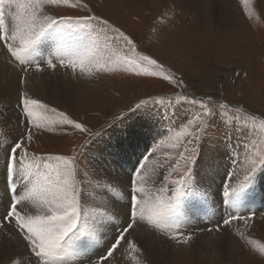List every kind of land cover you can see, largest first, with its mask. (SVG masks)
I'll use <instances>...</instances> for the list:
<instances>
[{
	"label": "rangeland",
	"instance_id": "obj_1",
	"mask_svg": "<svg viewBox=\"0 0 264 264\" xmlns=\"http://www.w3.org/2000/svg\"><path fill=\"white\" fill-rule=\"evenodd\" d=\"M207 2L208 4L211 3L210 0ZM80 3L88 5L94 14L107 19L114 27L119 28L132 38L135 42V51L133 55H124L134 57L136 54H140L155 58L164 66V70L167 73L174 74L182 80L184 87L177 88L159 79L136 76L124 71L102 75L103 85H91L89 83L88 85L87 81H85L82 85L83 96L75 101L64 100V98L58 96H51L48 99L46 104L49 105V109L54 108L56 112L49 110L44 113L42 123L45 126H52L54 131L48 132L33 129V140L31 143L25 141L30 153H34L37 157L80 154L81 159L84 160V163L81 164L82 173L88 172L90 178L93 179L96 171L87 166L86 160L89 151L93 150L97 145H102L101 140L107 138L111 144L112 140L109 138H112L118 132L123 133L127 122L135 116V114L130 112V109H133L141 100L166 95L172 101L171 104L165 101L162 106L149 105V109L155 111V115L160 117L163 130L158 140L147 147L146 152H151L147 160L153 159L163 163L164 170H161V178L168 177V180L171 181L181 178L187 168L185 161L180 158L183 148H172L168 143H164L168 139V130L170 128L174 131L179 130L178 127L169 123V118L175 117L178 121L179 117L185 112L192 111L191 105L181 107V104L176 101L178 94L183 93L189 97L195 95L197 98L211 96L218 101L229 104L231 109H214V111L228 112L229 117L232 118L228 121L229 124H232L236 118L243 120L247 115L254 114L257 118H264V107L261 102V100L264 101V0H251L247 6L242 0H232V3L237 7L238 20L227 27L217 25L215 20L216 13L214 19L213 12H207V14L202 15L194 9L176 5L175 0H80ZM50 12L58 16H83L88 14L82 8H52ZM218 14L222 15L221 12ZM180 39L182 41H179ZM58 69L62 68L58 67ZM30 72H33V70L30 69ZM38 73L36 72V74ZM248 85L257 87L259 91L261 89L260 95L262 99L259 103L254 101V97H256V94L252 93L254 87L247 89ZM245 92L250 93L249 97L245 95ZM2 103L5 105L4 101ZM17 103L18 98L13 103L18 112ZM239 108L244 111H234ZM178 109L179 111H177ZM60 113H65L72 120L82 123L89 131L81 133L79 130L66 127L62 122ZM19 119L7 121L0 108V139H5L3 144L11 143V140L20 137L24 133L26 125L21 122V118ZM223 119V117L217 119L202 134L201 141L196 144L199 150L197 160L199 161L202 157H212L219 162L221 161L220 163L226 165L227 178L239 188L241 183H246L244 176L250 170V165L245 162L246 156L251 158L254 153L264 155V142H261L259 136L251 138V142L247 145V152H245L244 148L235 149V153L238 159H241V162L232 161L231 156H226L223 153H228L229 150L231 153L233 152L231 147L226 148V144L234 143L235 134L231 127L226 128L224 126ZM151 128L153 129V124ZM228 136L231 137V140L227 139ZM182 142L187 143L186 140ZM103 145L105 146V144ZM153 148L156 149L154 152L152 151ZM126 149H124V152ZM128 149H130L129 153H132L133 149ZM124 152L121 153V158ZM135 153H139L138 147H136ZM183 154L188 155L186 152ZM116 156L117 153L114 152L112 157L109 158V166L112 167V160ZM147 160H143V162L145 163ZM117 161L121 162L120 158H117ZM196 166L198 165L192 166L194 179L197 177L196 171L198 167ZM124 167L128 168V166ZM137 171H141L142 178V168L141 170L137 168ZM106 173L104 171L105 180L103 182L106 186H109L108 190H112L117 184L109 179ZM163 173L165 174L163 175ZM261 174L262 172L258 168L254 174L252 188L261 187L255 186ZM110 175L114 176L113 174ZM1 178L4 179L3 176ZM142 181H145V179H142ZM150 182H147L146 189ZM164 183L162 180V183L157 187L164 186ZM150 184L152 185V182ZM193 184L188 189V198L192 200V203H189L184 210L190 211L191 214L183 216L178 221L175 220L173 226H165L172 235L180 233V239L188 235H191L192 239L187 244L177 243L161 234L164 230L163 228L158 230L146 223H140L130 233V238L137 243L141 252L134 253V250L131 252L130 250L132 249L130 248L118 249L113 264H117L125 257L126 259H131L135 256L134 254L148 262L155 258L158 261L162 260L160 262L165 264H200L199 260L196 259L197 257H200L202 261L206 260L207 264H264V255H261L256 250L258 245L264 244V209L261 210V206H259V209L250 212L246 206V201L239 207L228 203H225V206L223 190L216 192L219 199H221V203L223 202L216 207L212 206L209 197H207L208 203H203L199 197L196 201H193L194 198L191 193H195L196 190V184ZM8 185L4 186L3 195H1L0 191V202H7V196L9 195ZM126 187L129 189L128 185ZM167 187L172 188L174 186L168 183ZM85 188L89 189L90 186L81 185L82 215L85 213L91 214L94 209L99 207L101 211H106L111 217L110 220L96 223L97 232L102 230L106 234L100 239L102 242L100 244L101 248L105 243H109L115 234L114 225L123 224L126 221L127 216L123 218L126 212L122 211L116 203L111 206H104V208L103 206H98L88 198L91 188L86 194L83 190ZM231 189L230 187V191L236 190ZM167 194L172 195V192L169 191ZM261 194L263 195V193L253 190L248 198L249 204L251 205L252 197L257 199ZM1 196H4V198ZM189 206L193 207L188 208ZM220 207H223L224 213L226 210H230L233 214L226 213L223 217H218L215 209ZM199 208H201V211L196 214L194 211ZM252 213H255L254 217L249 219L246 224L244 218L251 216ZM230 215H238L241 219L233 220L231 225L220 226L222 220ZM220 217L221 219H219ZM216 226H220V230L226 229V232H228L225 235L228 236L230 233L235 243L232 252L228 247V249H225L226 241L223 243L224 245H221V238L213 235V233L217 232ZM8 228L10 229L11 226ZM207 229L212 230L208 231ZM10 230L13 229L11 228ZM237 233H242L244 238L242 239ZM138 236L139 238H137ZM140 236L143 237L141 240ZM150 236L155 238L154 245L157 244L155 247H157L158 253H151L148 249L149 247L146 248L143 245L142 240ZM197 237L199 239H196ZM223 238L226 239V237ZM251 240L257 243L255 245L250 244L249 241ZM96 246H94L92 252L93 258L103 251V249H100V252H97L96 249H99V247ZM158 247L161 248L159 249ZM193 249L194 253H192ZM215 250L218 251V254L214 253L216 252ZM162 251L165 255L162 254ZM21 253H24V259L28 258L30 260L27 264H31V258L27 256L24 245ZM64 259L66 264H81V258L72 254L67 255ZM83 264H87V259H83Z\"/></svg>",
	"mask_w": 264,
	"mask_h": 264
},
{
	"label": "snow or ice",
	"instance_id": "obj_2",
	"mask_svg": "<svg viewBox=\"0 0 264 264\" xmlns=\"http://www.w3.org/2000/svg\"><path fill=\"white\" fill-rule=\"evenodd\" d=\"M242 2L247 6L251 0ZM52 8H82L88 14L58 16L50 12ZM101 39L106 45L112 44L121 51H135V42L130 36L114 27L107 19L94 14L80 0H0V44L7 48L12 60L22 68L24 75L20 77L21 85L26 83L30 69L43 73L47 70L55 72L59 67L71 69L74 76L77 69L81 75L97 78L99 75L124 71L136 76L159 79L177 88L184 87L182 80L167 73L164 66L149 55L105 58L98 51ZM165 101L172 103L166 95L141 100L130 112L140 117L145 124H149L153 122L156 114L149 109V105L162 106ZM176 101L181 107L191 105L192 111L185 112L178 121L175 117L169 118V123L179 130L170 128L168 139L164 143L172 148H183L180 158L185 161L187 170L176 180L169 181L168 177H163L164 186L159 187V194L153 197L144 186L141 171H137V168L143 167L139 160L129 176L127 219L123 224L114 225L116 231L111 241L101 254L93 258L96 223L110 220L111 217L99 207L91 214L82 215L81 185H89L92 190L99 189L100 191H96L97 196L106 195L109 186L103 183L100 172L107 171L109 158L114 152L120 151L122 145L116 141L89 151L86 157L87 166L96 171L95 184L88 172L82 173L81 164L84 160L80 154L37 157L28 151L25 141L31 143L33 129L54 131L52 126H45L42 120L44 113L49 110L56 112V109H49L48 104L22 90L16 107L18 118L26 126L24 133L8 145L4 156L5 169L12 175L13 180L8 185L7 202H0V231L11 239L12 235L8 232V227L11 226L17 234L16 238L23 242L31 264H66L64 258L69 254L80 257L81 264L83 259H87V264H113L118 249L131 248L137 253L141 252L137 243L130 238V233L140 223H146L158 230L163 228L162 235L177 243L187 244L192 239L191 235L180 239V233L172 235L165 226H173L175 220L183 217L187 204L192 203L188 198V189L194 183L192 166L202 163H198L199 150L196 147L202 134L212 123L223 117L224 126L231 127L235 134L234 143L226 144L233 152L223 154L233 155L234 158L236 148H244L247 152L251 138L259 136L261 142H264V118H257L254 114L247 115L243 120L236 118L229 124L228 121L232 118L228 112L214 109H231V106L211 96L197 98L195 95L189 97L181 93L176 96ZM234 111L244 110L239 108ZM60 116L66 127L81 133L89 131L82 123L72 120L65 113H60ZM227 139L231 140V137L228 136ZM183 140L187 143H183ZM3 143L5 140L0 139V144ZM155 150L152 149L153 152ZM184 152L188 155H184ZM150 155L151 152H146L142 159L147 160ZM245 162L250 165L249 172L244 176L246 183H241L238 189L232 191L230 186H222L226 202L236 207L251 196L257 169L264 172V155L254 153L251 158L246 156ZM232 171L234 173V169ZM168 183L174 187L168 188ZM203 183V178L195 181L196 191H199ZM169 191L172 195L167 194ZM29 205L33 209L31 212L28 211ZM254 215L252 213L244 218L245 223ZM238 219L241 217L230 215L222 220L220 226L231 225L233 220ZM237 234L244 238L242 233ZM249 243L255 245L257 242L251 240ZM256 250L264 255V244L258 245ZM96 251L100 252L99 249ZM23 255L24 253H20V258L13 259L12 264H22Z\"/></svg>",
	"mask_w": 264,
	"mask_h": 264
},
{
	"label": "bare ground",
	"instance_id": "obj_3",
	"mask_svg": "<svg viewBox=\"0 0 264 264\" xmlns=\"http://www.w3.org/2000/svg\"><path fill=\"white\" fill-rule=\"evenodd\" d=\"M115 1H119V0H115ZM207 1L208 0H175V4L178 6H181V7L194 9L202 15L205 13L207 14V12H210V13L213 12V16H214L216 13V19H215V16H214V19L216 20L217 25H220L222 27H227L230 24L233 25L234 21L238 20V15L236 12L237 7H235V5L232 3V0L231 1L230 0H210L211 1L210 4H208ZM219 12H221L222 15H219L218 14ZM211 16H212V14H211ZM179 41H182V40L180 39ZM98 51L100 52V55L104 56L105 58L115 57V56L124 55V54L133 55V53H134L132 51H121L120 49L116 48L112 44L106 45L102 39L99 42ZM126 52H130V53H126ZM22 75H24L22 68L17 66L16 63L12 60L10 54L7 51V48L4 47L3 44H0V108H1L2 114L6 116L7 121L19 119L18 114H17L18 112L16 111L15 105L13 103L17 98H19V94L22 90L27 91L29 93V95L32 96L33 98L40 99L42 102L46 103V102H48V99L51 96H58V97L64 98V100H72V101L77 100V98H81L83 96V93H84L82 90V85L85 83V81H87L86 82L87 84L89 83L91 85H97V84L103 85L102 84L103 80L101 79L102 75H99L98 78H97V76H88L86 74L81 75L79 73V69H77L75 76L73 75L71 69H63V68L58 69V70L56 69L55 72H53L51 70H47L43 73H38V74H36V72H34V71L30 72V70H29L27 73V81L23 85H21V82H20V77ZM249 87H254V86L248 85L247 89ZM252 93L256 94V97H254V101L256 103H259L260 100L262 99V97L260 95L261 89L259 91L257 89V87H254L252 89ZM245 95L247 97H249L250 93L245 92ZM2 101H4L5 105H3ZM261 102H262L263 107H264V101L261 100ZM152 124H153V129L151 128ZM123 125H125V124H123ZM162 130H163V125H162L160 117H158V115H155L153 122H151L149 124H145L144 121L140 117L136 118V115H135L131 120H129L127 122L126 128L123 131V133L118 132V134L114 135L112 138L108 137L109 139L112 140L111 144L113 142L119 141V143L122 145L121 150L115 152V153H117L116 158H114L113 160L111 159L112 160V167L109 166V164H108L109 167H107V171H106L107 172L106 174H108V178L111 179L117 185L115 187H113L112 190H108L107 194L102 196V197L96 195V191H100L99 189H97V190L91 189V191L89 190L88 198H90V200L93 203L97 204L98 206H103V208H104V206H111L114 203H116L117 206L122 211H125L127 213L128 204H129V198H128L129 189L126 186L127 185L129 186V176L131 175L133 169L136 168V166L138 165L139 160H140V164L143 166L142 167V171H143L142 179H145V181H143L144 186L147 185L148 181L149 182L151 181L152 185L150 184L151 182L148 183L149 186L147 189L150 191V194L153 197L158 195L159 192L157 190L159 188L157 186L162 183V178H161L160 173H161V170L162 171L164 170L163 163H159V161L153 160V159H149L144 163L143 162L144 159H142V157H143V154L146 153V150L148 149L147 147L151 146V144L155 143L158 140V137L161 135ZM128 133H130V134L127 136ZM100 142H102V145L101 144H100V146L97 145V147L99 146L100 148L104 147L103 144H105V145L110 144L108 142L107 138L101 140ZM9 144L10 143H8L7 145L6 144H2V145L0 144V191H1V195H3L2 191L4 190V186L6 184L10 185L12 183V180H13L12 175L9 172L6 173V169H5L4 156H5V152H6V149H7ZM139 146H141V147H139ZM136 147H138V152H139L137 154L135 153ZM143 147H145V148H143ZM95 148H96V146H95ZM128 148L133 149L134 152L132 150V153H129L130 149H128ZM226 148H228V147H226ZM124 149H126L125 152H124ZM123 152H124V154L121 158V153H123ZM222 152H223V150H222ZM228 153H231L230 150L228 151ZM229 156H231L232 161H234L236 163L241 162V159H238V156L236 155V153H234V158H233V155H229ZM117 158H120L121 162H118ZM199 161H202V163H199ZM199 161H198V163H199L198 166H196V167H198L196 172L199 174L197 175L196 179H194V183H195V181L200 180L201 178H203L204 183L200 187L199 191L195 190V193H191V196L194 198L193 201H196L197 198L199 197V198H201V201L203 203H208L207 197H209V200H211L213 207H216L219 204L221 205L223 202H224V204L227 203L226 198H224V197H223V202L221 203V199H219V196L217 194L218 191L222 190V186H226V185L230 186L232 189H236L238 187L235 183L230 182V180L227 178V176H226V173H227L226 165L223 163H220L221 161L219 162V161H217V159L212 158V157H202L201 159H199ZM124 166H128V168L124 167ZM140 170H141V168H140ZM110 174H113L114 176H111ZM164 174L165 173H163V175ZM1 176H3L4 179H2ZM100 177L103 178V181L105 180L104 179V171L100 172ZM96 179H97V175H95V177L92 179L93 184H95ZM255 186H261V187H254L253 189H254V191L263 193V195L261 194V196L257 199L252 197L251 205L248 202L249 199L246 200V206L250 210V212H252L255 209H259V206H261V210L264 209V172H262V174L259 176V179L256 181ZM196 187H197V185H196ZM3 193H4V191H3ZM86 193H87V191H85V194ZM219 194H221V193H219ZM1 197L4 198V196H1ZM255 197H257V196H255ZM145 199L147 200L148 198L145 197ZM189 200H191V199L189 198ZM84 206H86V205H84ZM225 206H226V204H225ZM191 207H193V206H189L188 208H191ZM188 208H186V209H188ZM222 208L221 207L219 209L214 208L215 211H217L216 214L218 217L219 216L223 217V215H225L226 213H231L230 210H226L224 213ZM226 208H230V207H226ZM188 210H190V209H188ZM28 211H30V212L33 211V209L31 208L30 205L28 206ZM200 211H201V208H199L198 210H196L194 212L196 214H199ZM188 214H191V212L190 211H184L183 216H187ZM231 214H233V213H231ZM124 217H126V214L123 215V218ZM219 219H221V217ZM178 220H176V221H178ZM216 227H218V226H216ZM10 229L8 228L9 233H11V235H12L11 239H9L8 235H6L3 231H0V264H12L13 259L20 258V253L22 250L23 243L19 239L16 238L17 234L15 233V231L10 230ZM138 229L140 230V228H138ZM227 232H226V229L220 230V228H219V231H217L216 233H213V235L215 237L218 236L221 238L220 239L221 245H224L223 243L226 241V244L224 245L225 249L229 248V250L232 252L234 247H235L234 246L235 243H234V240L231 238L230 233L228 236L225 235V233H227ZM97 233H98V235H96V242L94 243V246L97 245L96 247H99V250L104 249L106 247V245L108 244V242L105 243L104 245H102L100 248V244L102 243L100 241V239L102 237L106 236V234L102 230H99ZM134 234H136V233H134ZM148 234H149V232H148ZM153 234H155V233H153ZM223 237H226V239ZM137 238H139V236ZM141 238H143V237L140 236V240H141ZM133 239H134V237H133ZM154 239H155L154 237L152 238V236H150L149 238L142 240L143 245L146 246V248L149 247L148 249L151 253H156L158 250V249L156 250L157 247H155V245H157V244L154 245ZM196 239H199V238L197 237ZM155 242L157 243V241H155ZM166 242H165V244H166ZM159 243H161V242L159 241ZM144 246H142V247H144ZM218 247L220 248L219 245H218ZM163 249H165V248H163ZM130 251L133 252V250H130ZM163 251H162V254H163ZM215 251L216 252H214V253L218 254V251L217 250H215ZM159 252H161V251H159ZM134 253H135V251H134ZM192 253H194V249L192 250ZM134 255L135 256L132 255L133 257L131 259H128V258L126 259V257L123 258L121 261L117 262V264H165V263L160 262L162 260L158 261L155 258L154 259L150 258L151 261L148 262V261L144 260L143 258L139 257L138 255H136V254H134ZM147 255H149V254H147ZM147 255H145V256H147ZM163 255H165V254H163ZM208 255H209V253H208ZM24 257L25 256L22 257V264H27L28 262H30V260L28 258L24 259ZM196 259L199 260L200 264H207V261L206 260L202 261L200 259V257H197Z\"/></svg>",
	"mask_w": 264,
	"mask_h": 264
}]
</instances>
